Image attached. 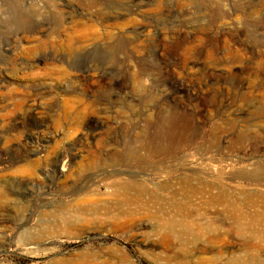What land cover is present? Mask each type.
Returning <instances> with one entry per match:
<instances>
[{
  "label": "rangeland",
  "instance_id": "374dc122",
  "mask_svg": "<svg viewBox=\"0 0 264 264\" xmlns=\"http://www.w3.org/2000/svg\"><path fill=\"white\" fill-rule=\"evenodd\" d=\"M134 139L154 159L114 163ZM259 174L264 0H0V264H247L249 233L186 188L262 194ZM132 182L141 202L106 196ZM104 201L131 214L123 228L74 219ZM63 211L78 232H58Z\"/></svg>",
  "mask_w": 264,
  "mask_h": 264
},
{
  "label": "bare ground",
  "instance_id": "6f19581e",
  "mask_svg": "<svg viewBox=\"0 0 264 264\" xmlns=\"http://www.w3.org/2000/svg\"><path fill=\"white\" fill-rule=\"evenodd\" d=\"M150 142H147V140L145 139H134V140L126 141L125 143L123 142L122 144L118 145L117 148L115 147V151H117L118 153H113L110 158L115 159L114 163L118 162L124 165L125 164L138 165L146 158L154 159V154H157L158 149L154 148V144ZM91 157H92L91 158L92 162L98 164L99 166L100 165L106 166L107 164L113 163V162H109V160L101 159L99 155L96 154H94ZM98 160L100 161L98 162ZM247 172L249 171L247 170ZM254 172L256 173L257 171L255 170ZM248 174L249 173H247L246 178L244 176L239 177L234 175L235 177L233 179L247 180L250 183H256L257 180L256 175L255 177H252V175L248 176ZM263 175L259 174L258 176H263ZM112 176L116 177V175H112ZM199 183L200 184L196 189L192 188L191 186L190 190H189L190 185L188 186V183L187 182L185 183L186 186H188L186 189L189 195L198 194L200 197L203 198L204 206H213V205L222 206L223 210L221 211L220 215L223 216V219H220L217 222L219 223L220 226L219 228L224 229L225 227L231 230V232L235 233L236 235L234 236H238L241 239L242 237H244L245 233H249L247 240L245 242L243 241L244 243H242V245L240 246L242 254L245 253V256L247 258L246 261L244 262H246L247 264H264V193L258 194L255 191L241 193L240 191H233V190L229 191L213 185H207L204 181H199ZM181 190H179V193ZM107 191L108 192L106 196L121 197L125 200V202H130V201L141 202L147 192L146 189L141 184L135 182H132L130 184H121V185H118L116 183L107 184ZM173 193L177 194L178 192L174 191L172 192V194ZM80 196L81 195H79V198ZM188 196L185 197L189 198ZM4 199H5V194H2L0 192V202L1 200ZM179 212L181 213L182 211L180 210ZM60 215H61L60 218L61 220H59L58 232L61 231L62 234H70V233L78 232V230L75 227L77 225L76 221H73L71 218H68L67 212L63 211L62 213H60ZM130 215L131 214L128 213L125 210V208H123L122 204L110 203L108 201L107 202L104 201L103 203L91 204L88 208L87 206H84L78 209L75 212L74 219L84 221L83 217L102 216L104 217L105 221L108 220V222L110 223L111 227L114 230H119L120 228H123V225L121 224V216L123 217L122 219H124L130 217ZM224 218H227L230 222L227 224L224 221ZM80 221L77 222L79 223ZM175 222L169 221L165 223L164 229L166 228V230L172 233L176 232L175 227H177L178 225ZM187 230L189 231L190 228L189 229L187 228L186 231ZM210 240L208 241V243L206 242L208 245ZM166 241L167 240L164 239L163 243H165ZM212 244L213 243H210V245ZM258 253H260L261 255H258ZM97 257L99 259L101 258L100 256L94 254L91 255L80 254L75 258L72 257V259L61 260L58 264H97L98 263L97 260H99ZM121 258H117L116 261L121 262L122 261ZM242 261L240 259L234 260L233 257L232 263L241 264ZM101 264H111V263L108 261H104Z\"/></svg>",
  "mask_w": 264,
  "mask_h": 264
}]
</instances>
